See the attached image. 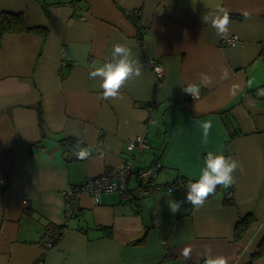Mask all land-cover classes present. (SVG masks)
Listing matches in <instances>:
<instances>
[{
	"label": "crops",
	"instance_id": "1",
	"mask_svg": "<svg viewBox=\"0 0 264 264\" xmlns=\"http://www.w3.org/2000/svg\"><path fill=\"white\" fill-rule=\"evenodd\" d=\"M220 8L230 20L224 38L210 22ZM2 11L21 12L29 27L44 30L0 39V264H204L207 255L264 264V96L257 95L264 89V0H0ZM232 35L239 40L230 46ZM116 43L131 48L142 75L104 99L90 66L110 60ZM149 58L164 65L161 85ZM189 84L200 87L198 97L183 91ZM154 101L156 124L148 128ZM139 134L151 146L135 158L127 144ZM66 139L73 141L67 152ZM81 148L91 154L78 158ZM209 152L239 167L231 186L217 185L196 208L184 186L173 192L166 185L196 182ZM129 158L128 195L106 191L97 203L83 193L67 223L64 191ZM155 162L158 186L143 193L138 172ZM169 199L181 203L175 214ZM247 216L251 226L238 239ZM49 224L66 229L45 249Z\"/></svg>",
	"mask_w": 264,
	"mask_h": 264
},
{
	"label": "clouds",
	"instance_id": "2",
	"mask_svg": "<svg viewBox=\"0 0 264 264\" xmlns=\"http://www.w3.org/2000/svg\"><path fill=\"white\" fill-rule=\"evenodd\" d=\"M247 18L249 13L243 12ZM204 21L209 22V16L203 17ZM212 27L221 38L228 35L229 32V13L225 8H220L210 20ZM142 75V65L133 58L132 50L126 44L116 43L113 45L111 59L97 67L95 64L90 66L89 78H100V87L103 89L102 97L104 99L117 98L120 95L119 90L131 78L140 77ZM200 79L203 83H209L210 77L206 74H201ZM183 91L195 97L199 92V87L196 84H189L183 88ZM257 95L264 96V89L258 91ZM211 127L210 122L203 124L204 140L207 142V136ZM131 150V149H130ZM78 158H87L91 153L89 149L81 148L75 153ZM206 167L202 170V175L196 182L189 179L184 185L187 189L186 202L192 206L202 207L207 198L215 193L217 185L229 187L234 183L233 173L239 167V162L231 156L225 157L223 154L216 155L209 152L205 157ZM169 208L173 214L178 212L181 203L169 199L167 201ZM190 248L183 250V256L189 258ZM211 252V249L206 247L204 255ZM204 264H226L223 256L207 255Z\"/></svg>",
	"mask_w": 264,
	"mask_h": 264
},
{
	"label": "built area",
	"instance_id": "3",
	"mask_svg": "<svg viewBox=\"0 0 264 264\" xmlns=\"http://www.w3.org/2000/svg\"><path fill=\"white\" fill-rule=\"evenodd\" d=\"M238 40L239 37L237 35H232V37H229L226 40V43H228L230 46H233L238 44ZM63 51L64 53L66 52L65 48H63ZM145 65L150 68L151 71H153L154 83L161 85L166 80L167 74L161 61L158 59L149 58L147 61H145ZM199 92L195 97L200 95ZM190 96L193 97L192 95ZM158 105L159 101H154L146 107L148 111V115L146 117V126L148 128L151 125L156 124L155 115L158 110ZM127 145V149L133 152V157L135 158L136 156L140 155L141 152H144L151 146L146 134H139L138 136L130 139ZM134 163L135 159L129 158L124 164L114 169L104 170V173L101 175L87 178L77 185H70L63 193V196L65 197L67 223H70V219H72L79 212V201L83 193H87L88 195L94 197L97 203L102 201V194L106 191H118L119 193L127 196L129 192V180L134 173ZM160 170V163L155 162L151 166L141 168V170L138 172V181H140L139 189L143 193H149L154 190L156 186H158L153 180L158 175ZM184 185H186V183H181L178 181L169 183L166 185V187L168 190L176 192L178 189H182V186ZM228 195L232 197L233 193L230 191ZM65 229L66 227L59 225H47L43 233L44 236L40 240V245L45 249L54 248L62 238Z\"/></svg>",
	"mask_w": 264,
	"mask_h": 264
},
{
	"label": "trees",
	"instance_id": "4",
	"mask_svg": "<svg viewBox=\"0 0 264 264\" xmlns=\"http://www.w3.org/2000/svg\"><path fill=\"white\" fill-rule=\"evenodd\" d=\"M133 19V23H136L138 30L141 34L144 33L143 25L140 22V18L137 16H131ZM26 30H34V31H43L44 28L37 26V27H29L26 23V16H24L21 12H10V11H2L0 12V39L1 36L4 34H13V32H25ZM71 139L62 140V145L66 148V152L70 150L68 145H72ZM195 182V181H193ZM252 216H247L240 220L237 224V231H236V238L240 239L242 233L250 228V224L252 222ZM263 246L260 247V251L254 256V258L258 257L262 254Z\"/></svg>",
	"mask_w": 264,
	"mask_h": 264
},
{
	"label": "rangeland",
	"instance_id": "5",
	"mask_svg": "<svg viewBox=\"0 0 264 264\" xmlns=\"http://www.w3.org/2000/svg\"><path fill=\"white\" fill-rule=\"evenodd\" d=\"M49 225H54V224H49ZM55 226H58V225H55ZM59 226H61V225H59ZM62 227H64V226H62ZM63 237V236H62Z\"/></svg>",
	"mask_w": 264,
	"mask_h": 264
}]
</instances>
